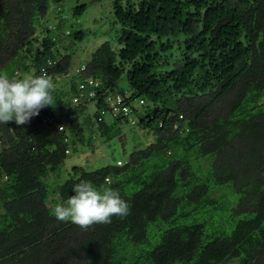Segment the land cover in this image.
I'll return each mask as SVG.
<instances>
[{"label": "trees", "instance_id": "16d2710c", "mask_svg": "<svg viewBox=\"0 0 264 264\" xmlns=\"http://www.w3.org/2000/svg\"><path fill=\"white\" fill-rule=\"evenodd\" d=\"M59 1L0 0V76L46 71L56 100L0 124V264H264V0H110L117 46L82 60L69 97L58 84L87 4L73 7L76 28L63 14L43 25ZM124 89L131 118L107 110ZM129 118L154 139L93 169L66 165ZM80 180L118 189L130 214L86 231L58 221Z\"/></svg>", "mask_w": 264, "mask_h": 264}, {"label": "clouds", "instance_id": "9594fccd", "mask_svg": "<svg viewBox=\"0 0 264 264\" xmlns=\"http://www.w3.org/2000/svg\"><path fill=\"white\" fill-rule=\"evenodd\" d=\"M82 65L84 68H81ZM85 67L82 62L76 70ZM53 89L54 84L46 71L27 78L0 76V124L7 125L14 121L17 126L24 125L38 115L41 109L54 107L56 100L52 95ZM103 89L106 87L103 86ZM107 110L111 112V107ZM111 114L123 117L130 115V112ZM131 122H134L133 119ZM72 190L74 195L54 207L53 212L58 221L71 222L86 231L97 224H110L113 217L124 218L130 214L131 205L121 198L118 189L80 180L72 186Z\"/></svg>", "mask_w": 264, "mask_h": 264}, {"label": "rangeland", "instance_id": "374dc122", "mask_svg": "<svg viewBox=\"0 0 264 264\" xmlns=\"http://www.w3.org/2000/svg\"><path fill=\"white\" fill-rule=\"evenodd\" d=\"M81 3L87 4V8L85 9L84 13L77 17L79 20L78 22L81 23L79 26L86 30L85 37L80 43H78V48L76 49L74 58L72 59V65L70 67L69 73L60 75L58 84L65 88L64 94L66 97L72 96V94H74L72 81H77L79 78L78 71L76 70L77 65H80L82 60L85 61L86 59H89L91 52L106 40L110 41L112 46H117L115 37L118 34V27L117 25L112 26V7L110 0H60L58 2V4L61 6L60 11L56 8L55 3H51V12L47 13L41 19L43 25L45 23L47 24L49 21H54L56 17L53 16L58 17L59 14H63L65 16L64 26L70 28L78 27V23L75 21L76 18H73L72 11L74 6ZM9 67H13V65H9ZM118 85L124 87L127 86L125 75L119 79ZM62 87L60 88L62 89ZM65 100L67 102V99ZM138 106L139 104H136V107ZM92 107L93 104L89 103L88 110L92 109ZM143 109V106L138 107V112H142ZM131 114L128 115V117H130ZM78 118V122H81L82 124L81 119H83V117L80 116ZM87 124L88 123L86 121H83L85 129L87 128ZM89 126L91 127L93 125ZM117 128L120 132L117 131ZM114 129L115 130L113 131L116 133L114 134L112 140L109 141L110 144L107 143L108 145H106L105 142H103L100 145H97L95 148L97 150H86V153L84 154L73 152L67 157L66 165L67 162L68 164H72L73 162H77V160L80 159L81 164L85 168L93 169L103 166L106 163L114 161L118 158L123 160L127 158L132 149L143 147L154 139L152 130H147L141 126H138L137 122H131L130 118L129 121H119L116 124V128Z\"/></svg>", "mask_w": 264, "mask_h": 264}, {"label": "built area", "instance_id": "2783aa9c", "mask_svg": "<svg viewBox=\"0 0 264 264\" xmlns=\"http://www.w3.org/2000/svg\"><path fill=\"white\" fill-rule=\"evenodd\" d=\"M81 68H84V65H82ZM87 84L90 86L97 85L98 81L96 79H93V78H86L84 81L79 83V88L81 90L80 94L84 93V91H85L84 87ZM106 91H109V90L105 89V92ZM87 93H88L87 99L90 100L92 98V96L94 95L93 88H91ZM124 96H125V98H124ZM127 96H128L127 91H123L121 93L119 91H116L114 94H108V97L106 98V100L109 102V106H111V112L113 114H116L117 112H122L123 114H128L130 112L131 107L125 101ZM76 99H77V95L74 96V100H76ZM140 102H142V100H140ZM59 127L61 128L62 126L60 125Z\"/></svg>", "mask_w": 264, "mask_h": 264}]
</instances>
